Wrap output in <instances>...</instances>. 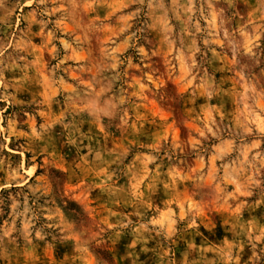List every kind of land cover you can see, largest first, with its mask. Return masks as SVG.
Returning a JSON list of instances; mask_svg holds the SVG:
<instances>
[{
    "label": "rangeland",
    "instance_id": "obj_1",
    "mask_svg": "<svg viewBox=\"0 0 264 264\" xmlns=\"http://www.w3.org/2000/svg\"><path fill=\"white\" fill-rule=\"evenodd\" d=\"M0 264H264V0H0Z\"/></svg>",
    "mask_w": 264,
    "mask_h": 264
}]
</instances>
